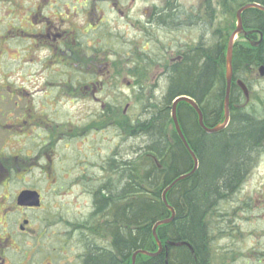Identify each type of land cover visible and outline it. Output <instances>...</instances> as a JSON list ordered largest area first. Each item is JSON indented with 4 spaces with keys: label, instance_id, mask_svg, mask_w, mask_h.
<instances>
[{
    "label": "flooded vegetation",
    "instance_id": "af4514ba",
    "mask_svg": "<svg viewBox=\"0 0 264 264\" xmlns=\"http://www.w3.org/2000/svg\"><path fill=\"white\" fill-rule=\"evenodd\" d=\"M215 8L218 0H0V264H85L95 240L71 232L70 222L62 228L58 209L82 195L85 221L100 218L94 199L106 184L92 182L105 181L103 164L123 139L111 125L125 121L131 105L111 95L156 90L189 56L192 23ZM238 107L264 121L261 103ZM95 123L105 125L97 138L79 130ZM263 160L264 141L240 189L222 202L219 212L233 219L219 231L216 264H264ZM251 179L259 188L248 192ZM23 191H36L40 207L17 205Z\"/></svg>",
    "mask_w": 264,
    "mask_h": 264
},
{
    "label": "trees",
    "instance_id": "16d2710c",
    "mask_svg": "<svg viewBox=\"0 0 264 264\" xmlns=\"http://www.w3.org/2000/svg\"><path fill=\"white\" fill-rule=\"evenodd\" d=\"M247 2L264 6V0H218L223 16L229 19L224 28L234 29L235 12ZM243 24L246 30L257 28L264 35V13L257 10L245 12ZM225 47L224 43V46L209 44L195 49L189 57L163 74L151 108L144 105L136 118L127 114L122 123L124 125L120 124L125 128H118L117 135L123 139L119 141L121 146L118 145L119 148L103 164L106 172L103 178L106 179L99 185V178L92 182L97 187L106 184L101 188L102 196L97 195L94 199L100 218L91 220L93 227L89 223H79L81 236H93L95 240L96 249L87 255L85 264H131L135 252H155L157 247L152 227L168 218L169 211L148 196L151 194L149 190L155 189V199H158V190L165 189L193 167L190 155L173 130L170 116L172 101L180 96L195 100L207 127L215 126L218 120H222ZM249 52L237 47L233 56L234 75L247 83L254 71L264 68L261 62L264 38L260 46L252 50L254 56ZM235 89H232L229 99L232 125L219 137L208 135L198 126L189 105L182 102L177 105L179 125L199 164L190 178L179 182L168 192L167 198L176 210V217L172 223L158 227L156 234L160 242L167 245L172 241L190 242L198 258L196 264L205 263L202 247L207 233L210 235L201 223L203 217L212 220L214 214L210 209L219 200L224 202L235 196L237 192L233 191L237 189L238 181L264 141L262 125L250 121L252 118L247 111L237 108L244 100L240 91ZM250 98L261 101L254 96ZM126 99L131 101L128 97ZM142 101V94H135L133 103L142 104ZM115 148L113 146L112 150ZM103 244L107 247L99 249ZM175 251H178L176 261L171 257L170 250L155 258L137 255L136 264L193 262L184 247Z\"/></svg>",
    "mask_w": 264,
    "mask_h": 264
},
{
    "label": "bare ground",
    "instance_id": "6f19581e",
    "mask_svg": "<svg viewBox=\"0 0 264 264\" xmlns=\"http://www.w3.org/2000/svg\"><path fill=\"white\" fill-rule=\"evenodd\" d=\"M120 2H122L123 0H119ZM135 6V5H133ZM264 6L257 4V3H245L244 5L240 6L239 8H237L236 12H235V16H234V20H233V25H234V29H229L228 28H224V25L226 22H228L229 19H227V17L223 16V9L220 6V8H215L213 13H210L207 18H206V22L201 21V20H197L194 21L192 23V25L190 26V35H189V43L187 45V48H190L189 50V56L190 54L198 48L201 49L204 45H209V44H213V45H222L224 46V43L226 45L224 50V59H225V68H224V85H225V95H224V100H223V116H222V120H218L216 122L215 126L211 127H207L204 123V117L202 114L201 109L199 108V105L197 104V102L187 96H185L184 98L188 99L189 101H193L192 104H194L200 111L201 116H202V123L203 126L206 129L209 130H213L210 133L206 132L203 128H201L200 124H199V115L197 113V109H195L191 104L187 103L186 101L182 102L185 103L187 105H189V107L191 108L192 112L194 113V116L197 119V124L198 126L208 135H214L219 137L222 136L223 134H225L224 132L227 130V128H229L232 125V121L230 118V96H231V92L232 89L234 90V87L240 91L241 93V97L243 98L242 103H253L255 102V100L253 98H250V96H254L257 99L261 100L259 103H261V107L259 109V113H260V117L264 118V68L260 67L257 71H254V73L252 74V77L248 80L247 82H244L242 79L237 78L236 75H234L233 72V56H234V49L235 48H241V51H250L249 54L251 56H254L255 53L252 52L253 49H257L260 44L263 41L264 35L262 33V31H260L259 29L255 28L252 30H246L245 26L243 24V14L249 10H257L260 11L262 13H264ZM237 14L240 16V30H237V28L239 27V22L237 20ZM211 41V42H210ZM230 55L231 57V81H230V87H229V93H228V102H229V116H228V120L225 122V113H224V105H225V99H226V93H227V76H226V72H227V56ZM188 56V57H189ZM261 62L264 63V54L261 57ZM218 73V72H217ZM250 81H252L253 83H251ZM261 82L262 85H261ZM263 86V87H262ZM243 87V88H242ZM235 89V91H236ZM142 92V90H140ZM124 94V92H120L117 93V96H121ZM144 95V94H142ZM155 89L151 92L148 93L146 95L145 100L143 101L142 105L145 107H150L151 108V101L154 102L155 101ZM178 98V97H177ZM177 98H175L174 100H176ZM173 100V101H174ZM116 101H120L119 99H116ZM181 103V102H180ZM135 105V104H134ZM139 105V104H136ZM239 105V104H238ZM172 106V104H171ZM239 108V107H238ZM251 108H245L242 109L243 111H248ZM171 116V121H172V114L170 113ZM176 116H177V111H176ZM191 119V117H189ZM123 121L120 119H116L115 123H113L111 125V127H114V125L116 124L119 128L124 129L125 126H122L124 124H122ZM122 124V125H120ZM260 124V123H259ZM172 125H173V130L175 131L178 139L181 141L175 127L172 121ZM262 127L264 128V121L262 122ZM110 126H108V128L111 129ZM180 127V131L187 143V147L184 145V143L181 141V143L183 144L185 150L188 152V154L190 155L192 162H193V167L192 169L187 172L186 174H184V179L186 180L188 178H190L195 171L198 168V159L196 157V155L194 154L193 150L191 149V147L189 146L185 135L183 133V130ZM217 129V130H216ZM80 131H88L90 134L91 138H97L101 135L102 131L105 130V125L101 124V123H95V124H90V125H82L79 129ZM231 134H228V136H230ZM196 162V164H195ZM248 168V167H247ZM246 168V169H247ZM249 174V173H248ZM247 173L243 174L240 178V180L237 183V189L235 191H233V193H236L241 185L244 183L245 178L248 176ZM175 182V180L173 181ZM172 182V183H173ZM172 183L170 185H168L165 189L162 190H158L159 195H158V199H155V189L149 190V192L151 194H148V196H152V198H154V202L156 200L157 203H161L162 205L165 206V208L167 207L168 209H171L172 212L169 213V217L167 219L173 218L172 220L175 219L176 217V210L173 208V206L171 205V203L169 202V199L167 198V194L170 191V189L168 190L169 186H176V183L178 184L179 182H176L174 185H172ZM155 186V185H152ZM181 204L183 205V203L181 202ZM216 206H214L213 208H211L210 210L212 211V213L214 214V217L212 218V220H209L210 217L206 218L203 217L201 223L204 225V228L210 231V235L208 236V233L206 235V239H205V245L202 247L203 249V253H204V257H205V263L204 264H216V260H217V256L215 254V250H216V244H217V239L220 235V230L222 229L223 226H226L228 223L232 224V217H228L226 214L225 216H223L220 212L219 209L221 208V205L225 207L224 204H222L221 200H219V202H217L215 204ZM184 205H183V207ZM186 210V209H185ZM209 214V213H208ZM161 225H159L158 227H160ZM154 226L152 227V234L154 232ZM157 227V228H158ZM156 228V230H157ZM156 232V231H155ZM154 237V235H153ZM156 238L158 239V236L156 234ZM155 239V237H154ZM185 242H182L183 244L189 245L193 250V246H191V243L188 242L187 240H184ZM156 242V250L155 252H147L149 254H158L161 255L162 252H168L171 250L175 251L177 249L176 247V242L172 241L171 244L169 245V248L164 249L163 246H161L157 240L155 239ZM104 247H107V245L103 244L100 245V247H98L101 250H104ZM176 247V248H174ZM97 251V250H96ZM142 250H139L135 253H137V255L139 254L138 252H140ZM146 252V251H144ZM195 252V250H194ZM134 253V254H135ZM158 255V256H159ZM133 256V255H132ZM158 256H153L152 258L158 257ZM194 260L191 264H194ZM134 264H136V260H134Z\"/></svg>",
    "mask_w": 264,
    "mask_h": 264
},
{
    "label": "rangeland",
    "instance_id": "374dc122",
    "mask_svg": "<svg viewBox=\"0 0 264 264\" xmlns=\"http://www.w3.org/2000/svg\"><path fill=\"white\" fill-rule=\"evenodd\" d=\"M160 40V39H159ZM135 64H137V63H135ZM34 69H37V68H34ZM251 83H253L252 81H250ZM42 83V82H41ZM262 83L263 82H261V85H262ZM263 87V86H262ZM124 92V94L122 95V98H121V96H117L116 94H112L111 95V98H112V102H114V103H117V102H120L121 103V105L124 107L125 106V104L127 103V102H129L127 99H126V97L127 96H130L129 94L127 95L126 93H127V91H123ZM134 96L135 95H132L131 96V101H132V103H133V99H134ZM143 96V101L145 100V96L146 95H142ZM114 99V100H113ZM116 99H119L120 101H116ZM130 101V102H131ZM142 101V102H143ZM133 105H134V103L131 105V109H130V107H129V109H128V114L130 115V116H135V118L139 115V114H141V110H142V107H143V105L142 104H139V105H136L135 107H133ZM262 162V165H261V167H260V169L259 170H261V171H264V160L263 161H261ZM182 176H184V175H182ZM182 176H180V177H182ZM180 177H178L177 179H179ZM260 178H263L264 177V175H262V176H259ZM99 177L97 176L96 177V179H98ZM177 179H175V180H177ZM181 181H183V179L182 180H180V181H178V182H181ZM256 183H257V181H256V179H251L250 180V182H249V184H248V192L250 191V189H252L251 191H254V190H256L257 188H259L258 186H255L256 185ZM177 184V183H176ZM98 185H99V179H98ZM80 187H82V186H80ZM87 187V186H86ZM48 188H49V186H48ZM48 188H44V190H45V192L48 194L49 193V189ZM262 188V187H261ZM171 190V189H170ZM80 199L78 200V205L77 204H75V201H73L72 200V197H68V198H66L65 200H64V202H63V204L60 206V208L58 209V214H60V215H62V218L60 219V221H61V224H60V226L62 227V228H66V227H68L69 226V224L71 225V228H70V230H72L71 232H73V230L75 229V230H77V233L78 234H82V231L80 230V229H78V226H79V223H87L88 224V222L89 221H85V219H84V217H85V211H82L83 209H84V203H87L86 204V206H85V208L87 207V205H88V202L85 200V198H83L82 197V195H80V197H79ZM49 200H50V198L46 195L45 196V202L46 203H48L49 202ZM166 209L169 211V213L170 212H172L171 211V209H168L167 207H166ZM79 210L80 211H82L81 212V214H79ZM86 211H89L88 209H86ZM76 213H78V214H76ZM78 219V220H77ZM56 219H52V223L55 221ZM166 220H168L167 218L166 219H164V220H162V221H166ZM62 221H64V223H62ZM172 221L173 220H171L168 224H170V223H172ZM67 222H70L69 224L67 223ZM167 224V225H168ZM249 225V224H248ZM73 226L74 227H76V228H73ZM93 227V226H92ZM258 228L259 229H261L260 228V224L258 225ZM52 230H54L53 232H56V231H61V228H56V227H52L51 228ZM95 230H97L96 228H95ZM251 230H256V228H255V226H252V229ZM96 233H97V231H96ZM87 241V240H86ZM86 241L85 242H81V244H80V246H85V245H87V243H86ZM53 244L56 246L57 245V242H56V237H53ZM81 253H82V251H81Z\"/></svg>",
    "mask_w": 264,
    "mask_h": 264
},
{
    "label": "water",
    "instance_id": "95a60500",
    "mask_svg": "<svg viewBox=\"0 0 264 264\" xmlns=\"http://www.w3.org/2000/svg\"><path fill=\"white\" fill-rule=\"evenodd\" d=\"M237 20L239 22V27L237 28V30H240V28H241L240 27V16L238 14H237ZM226 76H227V93H226V99H225V105H224L225 122L228 120V116H229L228 93H229V87H230V81H231V57H230V55L227 56V72H226ZM184 97L185 96L179 97V98H177L176 100H174L172 102L171 114H172V121H173L174 127H175V129H176L181 141L187 147V143H186V141H185V139H184V137H183V135H182V133L180 131L179 122H178L177 116H176V108H177L178 103L186 101L187 103L191 104L195 109H197V113L199 115V124H200L201 128H203L208 133H210L213 130L206 129L203 126L202 116H201V113H200L199 109L194 104H192L193 101H191V100L189 101L188 99H186ZM195 164H196V162H195ZM182 179H184V176H182L179 179L175 180V182H173L172 185H174L176 182H178V181H180ZM170 188H172V186H169L168 190ZM18 204L22 205V206L38 207L39 206V197H38V195L35 192H23L18 198ZM172 219L173 218H170V219H168L166 221H161V222H158V223L155 224L153 235H154L155 239L157 240V242H158V239L156 238V232H155L156 228L159 225L168 224ZM138 253L139 254L148 255L149 257H153L154 255L158 256L160 254V253H158V254H147L146 252H143V251H140ZM136 254H134V256L132 258V264H134L135 255Z\"/></svg>",
    "mask_w": 264,
    "mask_h": 264
}]
</instances>
